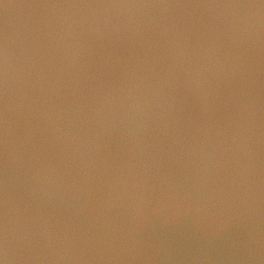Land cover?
I'll return each instance as SVG.
<instances>
[{
	"label": "water",
	"instance_id": "obj_1",
	"mask_svg": "<svg viewBox=\"0 0 264 264\" xmlns=\"http://www.w3.org/2000/svg\"><path fill=\"white\" fill-rule=\"evenodd\" d=\"M0 264H264V0H0Z\"/></svg>",
	"mask_w": 264,
	"mask_h": 264
}]
</instances>
